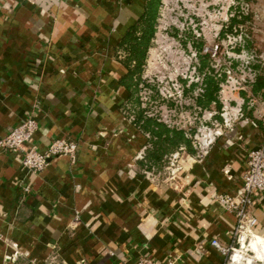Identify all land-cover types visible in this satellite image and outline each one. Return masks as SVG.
I'll return each instance as SVG.
<instances>
[{
    "label": "crops",
    "instance_id": "crops-1",
    "mask_svg": "<svg viewBox=\"0 0 264 264\" xmlns=\"http://www.w3.org/2000/svg\"><path fill=\"white\" fill-rule=\"evenodd\" d=\"M146 1L0 0V138L34 117L29 144L40 152L78 143L75 159L37 173L0 152V264H227L218 245L237 244V218L216 198H240L248 154L264 147V63L240 93L244 116L208 143L174 144L162 126L137 125L121 41ZM221 106L198 114L212 113L204 124L222 122ZM199 123L183 125L187 135ZM253 198L264 239V195Z\"/></svg>",
    "mask_w": 264,
    "mask_h": 264
},
{
    "label": "rangeland",
    "instance_id": "rangeland-1",
    "mask_svg": "<svg viewBox=\"0 0 264 264\" xmlns=\"http://www.w3.org/2000/svg\"><path fill=\"white\" fill-rule=\"evenodd\" d=\"M263 2L264 0H164L165 7L160 10L156 29L161 26L167 30L166 32H158L157 38L154 36L142 75V84L149 83L151 87L142 85L143 88L139 95L141 106L144 103L143 108L151 107L146 114L148 116L159 114L161 120L171 121L169 123L178 122L181 127L186 124L185 122V124L181 123L182 111L177 112L165 103L160 104V99L174 101L179 104L184 101L189 102L186 97L184 100L175 101L161 96L160 89L163 85L158 84L157 79L167 81L165 77L168 75L175 76L176 73L175 68L166 57L165 50L168 47L176 49L180 53L178 55L182 57H193L192 55L196 54L198 61L192 62L187 78L190 76L193 66L197 68V72L209 71L212 74H215L216 69L226 70L230 66H233L238 74L261 71L264 63ZM233 17L240 19L246 17V20L232 27L231 19ZM227 18L228 26L224 27L221 33L214 30L220 23L225 25L226 22L224 21ZM216 33H220L219 37L215 36ZM233 34L242 37L237 44L229 43V37H232ZM194 42L202 45L201 53L194 47ZM217 43L220 45V50L219 55L216 57L213 54V49ZM231 47L233 48L231 49ZM243 51L245 52L243 53ZM200 54L207 58L206 60L209 62V68L204 71L201 69ZM238 55L242 59H231ZM246 55H254L255 57V61L247 66L244 63ZM179 68H183V66ZM176 79L173 83L178 86L181 85L185 95V89L189 87L187 86L188 80L181 77ZM152 88L158 91L160 99L152 97ZM179 90L181 91L180 86ZM144 97L147 99L146 101L143 100ZM253 240H255L254 237L248 236L244 241H241L242 248L236 245L239 247V252L236 253L235 258L232 257V260L231 258L228 259V264H252L250 260L256 255L252 247ZM255 264H264V262L256 261Z\"/></svg>",
    "mask_w": 264,
    "mask_h": 264
},
{
    "label": "built area",
    "instance_id": "built-area-1",
    "mask_svg": "<svg viewBox=\"0 0 264 264\" xmlns=\"http://www.w3.org/2000/svg\"><path fill=\"white\" fill-rule=\"evenodd\" d=\"M32 5H36L40 0H24ZM165 7L164 0L162 1V5L160 10ZM228 18L224 21L226 22ZM227 22L225 25L221 24L214 30L221 31L223 28L227 27ZM157 31L155 32L156 38L158 36V32L164 31L166 32V28L159 26ZM236 31V30H235ZM237 32V31H236ZM220 33H216V37L220 35ZM230 44H237L239 40L242 39L241 36L229 37ZM154 40V38H153ZM233 47H231L232 49ZM220 45L217 43L213 49L214 56L219 55ZM245 51H243L244 53ZM167 60L170 61L173 68H175V76L168 75L164 79H157L158 84L163 85L162 89H160L161 96L165 99H173L175 101H180L185 99L184 90H182V86H180L181 91L179 90V86L176 83L178 77L187 79V86L192 84H197L195 94L199 95L204 92V80L206 73L197 72V68L195 66L192 67V71L190 76L187 78L188 72L191 69V64L193 61H198L196 54H193V57H182L179 56L176 49L168 47L165 50ZM180 54V53H179ZM228 54V53H227ZM170 57H173L170 59ZM232 57V56H231ZM230 57V58H231ZM241 58L240 55L232 57L231 59ZM242 59V58H241ZM255 61L254 55L245 57V65H249ZM176 65H178L176 67ZM169 66V65H168ZM183 68H179V67ZM216 69L215 74L217 77H224V82L222 83V88L220 91V99H221V110L220 116L222 122L214 121L213 126H208L204 124L205 121L212 119V113H203L201 116L195 115L191 116L189 113L182 111V120L181 123L188 125L189 123H193L194 121H199L200 125L198 126L199 133L195 134L192 137V144L194 146H198L201 143H208L212 141L217 135L222 134V126L226 128H232L237 120L244 116V105L245 99L240 97V93L242 91H246L249 89L251 82L254 81L256 76V71H249L246 74L236 73L235 68L230 66L226 70ZM176 77V78H175ZM156 80V79H155ZM153 80V81H155ZM156 82V81H155ZM178 82V81H177ZM149 84V83H147ZM180 84V83H179ZM145 87V86H144ZM142 95V94H141ZM144 101L145 97L143 98ZM251 105L254 104L253 101L249 102ZM144 107V103H142ZM153 116V115H151ZM161 120V119H160ZM163 121V120H162ZM169 126L176 123H169L171 121L164 120ZM185 122V123H184ZM38 130V123L34 117H26L24 118L20 124L15 126L8 134L0 138V152H12L19 154L21 157V164L24 168L32 171V172H40L42 171L47 164L54 158L60 156H70L75 159L77 151H78V143L71 139H55L50 144L46 151L40 152L35 146L30 145V140L32 136ZM199 138H204L203 141H199ZM177 154H174L170 158L169 171L171 178L176 176V172L178 169L177 164ZM248 168L247 171L243 175V186L241 189V196L239 199H235L231 195L221 194L217 196V201L223 205L226 210L234 212L237 218V225L235 229L236 236V245H239L242 248L241 241H244L248 236L256 237V226L258 224L257 217L248 211V208L253 204V197L258 192L264 195V147L252 149L248 154ZM25 192L29 191V186L24 188ZM218 245V243H216ZM236 245L231 246L229 248L218 245L221 249L222 253L227 255V258H231L237 252H239V247ZM232 253V255H231ZM123 264H131L125 261ZM134 264H157L152 259L147 257H142ZM171 264V263H170ZM228 264V261H227Z\"/></svg>",
    "mask_w": 264,
    "mask_h": 264
},
{
    "label": "trees",
    "instance_id": "trees-1",
    "mask_svg": "<svg viewBox=\"0 0 264 264\" xmlns=\"http://www.w3.org/2000/svg\"><path fill=\"white\" fill-rule=\"evenodd\" d=\"M163 0H147L144 7L143 14L138 18L135 24L127 31L124 38L121 41V46L124 47V51L129 54L127 59V67L130 74V77L133 76V87H132V98L129 101L131 107L128 109V114L133 115V121L138 125L143 123L154 124L156 126H162V130L168 133V131L173 135L172 140L174 144L181 142L182 140L189 139L190 145L193 147L191 140L194 134L196 133L195 129L190 130V136L187 135V130L184 127H181L178 124H173L169 126L164 121L160 120V115L156 114L154 116H148L146 113L150 110L151 107L143 108L140 101V92L143 86L150 87L149 84H142L143 71L146 65L147 54L150 46L152 45L153 38L156 32L158 16L160 14V7ZM246 20L240 19L238 17H233L231 19L232 27L238 23H242ZM194 47L201 53L202 45L198 42H194ZM127 57V56H126ZM121 58V57H120ZM200 59L202 61L201 69L202 71L209 68V62L206 60L203 55L200 54ZM206 73L204 80V92L196 95L194 93L196 84L185 89V97L189 102L176 103L170 100H162L158 94V91L154 88L152 91V97L160 99V104L165 103L170 108H174L177 112L183 110H189L192 114H200L202 110L209 109V106L212 102H217L220 104V91L222 88V83L224 82V77H217L211 72ZM261 76V71H257V78ZM143 85V86H142ZM151 88V87H150ZM139 111L138 114H135V111ZM178 117V116H177ZM141 121V122H140ZM146 121V122H145ZM189 136V137H188ZM196 147V146H195Z\"/></svg>",
    "mask_w": 264,
    "mask_h": 264
},
{
    "label": "bare ground",
    "instance_id": "bare-ground-1",
    "mask_svg": "<svg viewBox=\"0 0 264 264\" xmlns=\"http://www.w3.org/2000/svg\"><path fill=\"white\" fill-rule=\"evenodd\" d=\"M204 138H199V141H202ZM252 247L256 252V255L253 259L250 260L252 264H255L256 261H263L264 262V239L257 236L255 237V240L252 242ZM234 258L237 256V254L233 255Z\"/></svg>",
    "mask_w": 264,
    "mask_h": 264
}]
</instances>
